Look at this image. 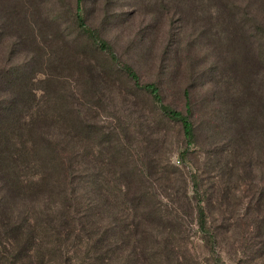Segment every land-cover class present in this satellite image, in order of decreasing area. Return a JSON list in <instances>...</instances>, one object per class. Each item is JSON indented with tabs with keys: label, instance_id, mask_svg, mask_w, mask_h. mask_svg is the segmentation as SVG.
I'll return each instance as SVG.
<instances>
[{
	"label": "rangeland",
	"instance_id": "1",
	"mask_svg": "<svg viewBox=\"0 0 264 264\" xmlns=\"http://www.w3.org/2000/svg\"><path fill=\"white\" fill-rule=\"evenodd\" d=\"M31 2H0L14 23L0 43V96L18 87L3 76L26 67L35 54L41 61L32 69L31 86L47 87L41 81L42 74L47 75L55 66L50 50L43 45L48 38L55 37L51 48L57 50V56L66 43L71 46L70 54L61 56L65 62L75 56L79 72L86 66L83 63L91 61L107 74L110 59L92 50L72 24L76 0H35L38 7L41 4L58 15L60 23L55 25L59 28L51 25L53 37L48 38L36 30L34 38L26 33V20L31 29H37L31 19ZM80 6L87 25L98 30L119 63L131 66L140 82L155 83L167 106L184 112V89L190 88L191 119L197 135L181 159L186 143L180 126L161 120L152 101L121 72H108L114 84L100 91L90 82L87 88L79 84L69 67L62 68L63 73L57 69L65 76L60 80H66L72 90L80 86L87 92V101H98L90 95L94 91L102 94L103 108H97V115L90 117L96 116L95 124L103 129L116 131L117 137L110 135L111 144L107 143L109 137L104 143H100L102 137L88 143V162L79 170L89 176L86 198H94L95 186L100 184L105 186V198L123 202L129 185V199L139 193L152 206L159 202L166 223L150 232L157 241L169 236V247L183 257L171 264H264V233L260 238V231L254 228L260 225L264 232V0H84ZM19 34L29 38L18 39ZM228 83L232 88L230 100L225 93ZM235 105L236 123L231 124L222 112L226 106ZM214 115L222 124L220 129ZM242 125L255 130L243 135L237 132V145L232 144L239 156L228 155L224 148L231 147L229 139H234ZM215 146L224 151L212 154ZM100 151L103 166L95 164L98 157L94 156ZM40 171L38 166L36 171L17 170L13 173L17 186L10 192L6 187L10 171L0 169V218L4 216L5 224L13 229L19 225L21 230L30 231L24 234L16 229L11 233L0 227V264H99L82 232L57 234L62 205L56 199L59 197L48 200L39 194ZM194 176L200 190L211 198L206 205L207 222L216 236L221 261L208 253L205 236L198 229ZM113 217L122 221V216L107 207L103 226H111ZM29 237L33 243H27ZM113 248L115 254L109 252L105 264H130L126 260L129 250Z\"/></svg>",
	"mask_w": 264,
	"mask_h": 264
},
{
	"label": "trees",
	"instance_id": "2",
	"mask_svg": "<svg viewBox=\"0 0 264 264\" xmlns=\"http://www.w3.org/2000/svg\"><path fill=\"white\" fill-rule=\"evenodd\" d=\"M82 1L84 0H76L75 10L73 12L70 10L72 24L80 35L89 42L92 50L110 59V70L107 68L108 72H121L135 89L152 101L156 114L160 116L161 120L180 126L186 143V148L180 154L181 159H184L188 148L197 138L196 128L191 119L193 110L190 88L184 89V112L167 106L163 102L159 87L155 83L140 82L138 74L131 66L119 63L113 49L100 38L98 30L87 25L83 9L80 6ZM0 2L9 3V0H0ZM30 7L31 19H33L37 29L35 26L31 29V25L25 19L28 25L26 26L27 35L34 38L33 34L36 30L40 36L43 34V38L51 37L53 29L51 25L55 29L59 28L55 25V23H60L58 15L41 6V4L38 7L35 0H32ZM33 11L35 12L33 13ZM12 15L17 17L16 12ZM13 25L8 8L0 7V43ZM27 35L19 34L18 39L29 38ZM53 39L49 40L48 38V41L45 40V44H43L44 47L50 50L53 64H55L47 75L41 73L44 75L41 81L47 83V87L37 89L31 86L33 84L31 82L33 79L31 78L32 69L41 61V57L36 54L31 57L30 63L26 67H18L3 76L10 84L18 86L17 89H11L5 97L0 96V166H2L0 169L10 171V175L6 177L8 181L7 190L14 191L15 188L12 187L17 186V182H14L17 177L14 176L13 178V173H17V170L29 171L35 169L36 171V166H38L41 169L40 173L37 172L41 175L37 183L41 187L39 194L44 198H48V200L52 199L51 196L59 197L56 199L62 205V210L58 215L59 228L57 234L68 236L82 232L87 242H91L93 247L91 251L96 254L94 260L99 264H105V260L110 257L109 252L115 254L111 249L113 246V249H122L121 252L129 250L126 260L130 264H171L172 262H179L182 256L174 248L169 247V236H166L162 241H157L150 232V229L158 228L162 223H166V218L160 214L159 202L152 206L148 199L143 198V194L139 195V193L129 199V185L125 190L127 198L123 202H118L116 198H105V186L100 184L95 186L94 198H86L89 176L86 172H79V170L82 164L88 162L87 151L91 139L102 137L100 143H104L105 138L109 137L110 140L107 143L111 144L110 135L117 137L116 131L103 129L95 124L94 119L96 116L90 117L92 114L97 115V108H103L104 98L102 94L94 91L90 95L92 99L95 100L96 98L98 101H87V92L80 90V86L72 90L66 80H64L65 82L60 80L61 77L65 79V76L57 73V69L62 71V68L69 67L70 73L75 75L79 84L87 88L90 82V86L95 87L93 88L95 90L99 88L100 91L106 88L110 89L114 81L111 82L108 72L106 74L101 70L99 71L91 61L90 63H83L86 66L79 72L75 68V64H77L75 63L77 62L75 56L69 62H65V57L61 56L67 53L70 54L71 46L66 43L64 47H61V54L57 56V50L53 51L51 48ZM63 84L64 86H62ZM225 90L226 98L230 100L232 88L229 83ZM223 103L226 105L225 100ZM236 108L235 105L233 107L226 106L223 109V117L227 122L236 123V120H233L237 113L236 111L233 112V109ZM213 117L214 123H217L216 128L220 129L222 124L219 123V118L215 115ZM254 130L255 128L248 129L242 125L241 131H235V135L232 136L234 139H229L231 141L229 146L231 147L224 148L227 154L235 157L239 156L237 149L233 148L234 145L232 144V142L235 143V147L237 145V132H242L243 135L247 131L253 132ZM224 150L219 151L218 147L215 146L210 152L217 155ZM101 153V151L97 152V156L94 157L98 158L94 159L97 161L95 164L103 166L104 159L100 155ZM22 156L23 158L20 161ZM226 169H228V166ZM73 176L74 179L69 180ZM192 183L194 196L197 197L194 199H196L195 213L199 232L205 236L208 253L213 256V259L221 261L223 259L221 253L215 247L217 243L216 236L211 234L207 222L208 211L206 205L210 204L211 198H208L207 194L200 190V184L196 176L193 177ZM113 188L115 189V186ZM32 192L35 193L36 191ZM219 193H224V190L220 191L219 189ZM22 196L24 197V194ZM107 207L113 209L116 216H122V221L113 217L111 226H103L102 222ZM150 207L152 208L150 209ZM123 217L125 221H123ZM5 223L6 219L3 216L0 218V227L3 231L10 229L11 233H15L16 229H20L24 234L30 232L24 228L21 230L22 226L15 225L18 228L13 229ZM254 228L256 231H260L257 234L260 238H263L262 226L257 225ZM12 236L14 235L11 234ZM32 241V238L29 237L27 243H33ZM261 241L262 246H264V239ZM18 253L21 254V257L25 255H22L23 250L21 249ZM67 260L72 262L71 257H67Z\"/></svg>",
	"mask_w": 264,
	"mask_h": 264
}]
</instances>
